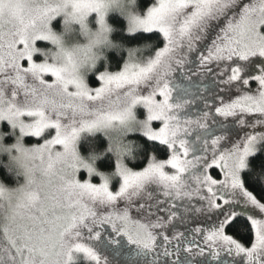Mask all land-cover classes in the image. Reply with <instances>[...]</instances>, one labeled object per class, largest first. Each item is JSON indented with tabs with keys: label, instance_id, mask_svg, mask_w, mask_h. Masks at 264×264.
I'll return each instance as SVG.
<instances>
[{
	"label": "snow or ice",
	"instance_id": "obj_1",
	"mask_svg": "<svg viewBox=\"0 0 264 264\" xmlns=\"http://www.w3.org/2000/svg\"><path fill=\"white\" fill-rule=\"evenodd\" d=\"M105 7L0 0V123L17 154L3 167L15 186L0 180V264H197L206 249L208 264H264V0H146L95 86L70 57L34 61L37 41L58 42L43 21L70 8L108 31ZM190 67L211 74L208 95L180 82ZM100 133L85 161L77 146Z\"/></svg>",
	"mask_w": 264,
	"mask_h": 264
},
{
	"label": "clouds",
	"instance_id": "obj_2",
	"mask_svg": "<svg viewBox=\"0 0 264 264\" xmlns=\"http://www.w3.org/2000/svg\"><path fill=\"white\" fill-rule=\"evenodd\" d=\"M50 3L62 5L64 0H49ZM32 0H29V6H31ZM105 4V23L108 31L101 29L97 23L95 28H92L89 24L88 15L83 18H73L70 8L66 12H61L58 15H54L51 20L43 21L37 28V33H48L49 31L57 38V43H53L51 40H45L43 42L50 45L48 48H38L33 45V56L40 55L43 59L41 63H53L62 65L67 63L68 58H71L72 64H74L78 70V74L83 77L85 82L88 81V76L92 75L96 68L99 67L101 62L107 67L110 65L108 59L109 53H115L117 56L123 53L126 57L128 55V46L122 41L114 40L113 35L117 29L108 23L107 17L111 14L120 15L127 23L133 16L140 14L139 0H104ZM57 18H61V29L57 31L52 27V24ZM128 34V33H126ZM95 65V67H93ZM46 94L53 99L60 100L62 98V92L59 88L47 90ZM11 131L5 133L0 130V167L7 168L13 163V157L16 154L15 151L11 153L8 151L12 145L15 144L16 138L13 136L12 142L7 143V139L11 136ZM100 135L103 136L102 133ZM118 133L112 131L110 136L115 140ZM26 138V137H25ZM25 138L22 141L25 148H30L32 145L25 144ZM107 141V139H106ZM84 143V141H81ZM77 150L80 156L89 161V157L96 153V149L89 146L87 154H82L77 146ZM99 161H97L98 164Z\"/></svg>",
	"mask_w": 264,
	"mask_h": 264
},
{
	"label": "rangeland",
	"instance_id": "obj_3",
	"mask_svg": "<svg viewBox=\"0 0 264 264\" xmlns=\"http://www.w3.org/2000/svg\"><path fill=\"white\" fill-rule=\"evenodd\" d=\"M109 16L107 17L108 23H109ZM88 22H89V24L91 25L92 28H95L97 26V23H96V15L94 13L89 17V21ZM52 27L54 29H56L57 31H60V29H61V18H57L54 21V23L52 24ZM36 46L38 48H48V47H50L49 44H47V43H45L43 41H37L36 42ZM33 59H34L35 62H41L43 58L40 55H35L33 57ZM259 67H260V64L257 63L255 65V69L254 70L258 72ZM188 76L190 77V80H185L183 77H180L179 78L180 79V82H182L186 86H188L190 88V90L194 94H198L199 92L204 91V95H208L206 89H208L211 86V74H203L201 76H196V75H194L192 73L191 67H190L189 70H188ZM202 107H203V103L201 101H199V99H198L197 104L191 109V111L195 112L197 109H201ZM144 116H145L144 110L143 109H139L138 110V118H144ZM4 125H7V124L6 123H0V130L3 131V128L2 127ZM153 126L154 127H158L159 126V122H153ZM6 142L7 143H11L12 142V138L11 137H8V139H7ZM24 142L27 145H32V144L38 142V138H35V137H26ZM39 142H42V141H39ZM78 178L83 182L84 180L88 179L87 173L84 172V171H81L79 173V177ZM92 182H95V181L92 180ZM189 227H191V225L183 224V223H181L179 221H177L176 222V225H175V229L176 230L188 229ZM165 259H170V258H165V257L161 256V264H163V261ZM222 259L223 260H228V259H230V257L222 256ZM210 260H211L210 252L206 249L205 256L204 257H197V264L207 263Z\"/></svg>",
	"mask_w": 264,
	"mask_h": 264
},
{
	"label": "trees",
	"instance_id": "obj_4",
	"mask_svg": "<svg viewBox=\"0 0 264 264\" xmlns=\"http://www.w3.org/2000/svg\"><path fill=\"white\" fill-rule=\"evenodd\" d=\"M145 2H146V0H139V9L144 8ZM109 23L117 29V31L113 35V39L123 42V39H122L123 36L127 35L126 34L127 33V27H128L127 21L124 18H122L120 15L112 14L109 16ZM127 46H131V45L129 44ZM133 46H135V45H133ZM122 55H124V54L121 53V55L117 56L114 52L109 53L108 59L110 61V65L115 64L116 61ZM103 67H104V63L101 62V64L98 67V70L102 69ZM88 81H89V84L92 86H95V84L97 83V81L95 80V76L93 74L88 77ZM2 128H3V131H9V128L7 125H4ZM93 139L95 141V145H94L95 149L103 150L107 147V141L102 135L97 134V136ZM79 149H80V152L82 154H87L89 151V146H86L84 143H81V145L79 146ZM164 155H165V153H163V152L157 154L158 158H163ZM138 166L139 165H137V167ZM98 167L102 170H107V165H106L105 161L98 162ZM0 180L4 181V183L7 184L8 186H11V187L15 186V181L6 173V171L3 167H0ZM93 181L97 182L98 178H93ZM113 187H116L115 181L113 182Z\"/></svg>",
	"mask_w": 264,
	"mask_h": 264
},
{
	"label": "flooded vegetation",
	"instance_id": "obj_5",
	"mask_svg": "<svg viewBox=\"0 0 264 264\" xmlns=\"http://www.w3.org/2000/svg\"><path fill=\"white\" fill-rule=\"evenodd\" d=\"M178 231H183V232H185V233L187 234V229H180V230H178ZM185 255H186V254H184L183 252H181L180 259L183 260ZM149 259H151V257H149ZM159 259H160V261H161V256L159 257ZM170 259H175V256L170 257ZM202 264H208V262H207V263H202Z\"/></svg>",
	"mask_w": 264,
	"mask_h": 264
}]
</instances>
